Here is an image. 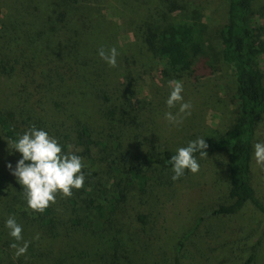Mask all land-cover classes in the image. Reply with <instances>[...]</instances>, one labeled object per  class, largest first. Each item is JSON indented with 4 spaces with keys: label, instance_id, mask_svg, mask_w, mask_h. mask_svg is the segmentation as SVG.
Listing matches in <instances>:
<instances>
[{
    "label": "trees",
    "instance_id": "trees-1",
    "mask_svg": "<svg viewBox=\"0 0 264 264\" xmlns=\"http://www.w3.org/2000/svg\"><path fill=\"white\" fill-rule=\"evenodd\" d=\"M226 1L221 57L235 79L239 113L223 134L205 138L208 157L196 153L198 161L224 154L226 202L197 218L192 232L209 219L235 216L246 205L264 215V168L254 155V144L264 142V77L258 67L264 59V5L259 10L263 24L255 28L256 0ZM85 2L0 0V144L8 145L35 125L86 164L84 186L68 198L57 194L56 203L42 213L28 207L23 188H7L0 180V264H136L135 245L145 235L151 197L172 171L169 161L177 150L141 152L122 144L120 129L132 119L131 109L114 105L111 67L90 56L98 36L73 13ZM144 39L177 78L195 82L192 60L205 53L199 15L164 27L148 25ZM92 106L101 108L102 126L92 122ZM13 151L17 164L22 157ZM199 164L209 167L206 161ZM13 215L26 226L24 240L31 241L19 257L4 227ZM240 227L238 222L212 227L213 238L207 241H220L213 264H261L264 231L246 244ZM179 259L176 255L173 264Z\"/></svg>",
    "mask_w": 264,
    "mask_h": 264
},
{
    "label": "rangeland",
    "instance_id": "rangeland-1",
    "mask_svg": "<svg viewBox=\"0 0 264 264\" xmlns=\"http://www.w3.org/2000/svg\"><path fill=\"white\" fill-rule=\"evenodd\" d=\"M263 5L264 0H256L253 17L255 28L263 24L259 17ZM73 13L84 17L91 32L98 36L89 47L93 59L107 64L99 56L101 47L106 51L115 47L119 53L117 66L111 67V72L117 85L113 95L114 105L125 103L131 109L132 119L120 129L125 147L156 153L165 149L177 150L200 137H217L234 123L239 113L236 83L221 57L220 34L227 21L226 0H88L75 8ZM194 13L200 16L205 25V53L192 60L196 80L188 85L176 77L164 59L148 49L144 34L148 25L164 27L188 22ZM209 65L213 66L212 70L208 68ZM258 67L264 77V59L258 60ZM170 80L183 83V102L192 105L191 115L186 116L179 125L165 119L166 112L171 111L175 115L180 107L179 104L171 109L167 106ZM91 116L96 126L104 124L101 108L92 106ZM204 161L209 164L208 168L200 164L199 172L193 174L186 170L176 181L171 179L173 171L163 175L162 182L151 197L145 235L141 245H135L136 264H173L176 255L180 256L179 264H213L219 251L215 246L220 241H207L211 237L212 227L213 230H220L225 226H235L238 222L241 225L239 238L244 239L246 244L264 231V215L251 205H246L237 215L209 219L192 232L197 218L226 202L224 154L219 153L198 162ZM9 163L14 169V151L1 143L0 180L5 187L17 191L23 187L11 174L7 167ZM58 196L63 197L61 194ZM67 215L65 213V217ZM17 222L23 226L24 232L26 226ZM4 227L7 234L10 230L6 222ZM254 229H258L257 232ZM189 232L192 234L182 249L177 251L179 241ZM228 254L225 253L226 257ZM261 264H264V259Z\"/></svg>",
    "mask_w": 264,
    "mask_h": 264
},
{
    "label": "clouds",
    "instance_id": "clouds-1",
    "mask_svg": "<svg viewBox=\"0 0 264 264\" xmlns=\"http://www.w3.org/2000/svg\"><path fill=\"white\" fill-rule=\"evenodd\" d=\"M119 53L115 47L105 50L99 49V56L110 67L117 66ZM171 89L166 101L171 109L177 104L180 105L178 112L174 115L171 111L165 113V119L175 125L183 122V119L191 115L192 105L183 102V83L179 80L168 81ZM10 150H15L21 154L15 168L11 163L7 167L11 174L16 177L17 182L23 187L24 198L27 205L34 211L44 212L51 204L56 203L57 194L68 198L73 195V189L79 190L84 186L85 174L82 171L86 167L83 158L73 152H64L62 145L54 136L43 129L31 126L17 139L7 141ZM208 144L203 137L190 141L186 147L177 149L176 154L171 156L173 181L178 180L185 174L186 170L195 174L200 170V164L196 158V153L201 157H208L206 149ZM254 155L258 165L264 168V142L254 144ZM6 227L15 243L10 245L16 250V256L24 255L31 241L23 238V226L19 224L15 216H9L6 220ZM34 239H39L37 234Z\"/></svg>",
    "mask_w": 264,
    "mask_h": 264
}]
</instances>
